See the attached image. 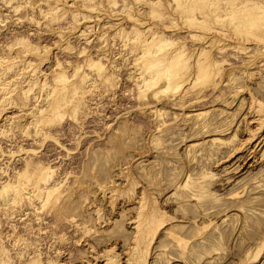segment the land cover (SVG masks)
Wrapping results in <instances>:
<instances>
[{
  "label": "rangeland",
  "instance_id": "obj_1",
  "mask_svg": "<svg viewBox=\"0 0 264 264\" xmlns=\"http://www.w3.org/2000/svg\"><path fill=\"white\" fill-rule=\"evenodd\" d=\"M74 1L0 0V56L17 55L22 45L15 41L21 35L40 48L10 61L0 59V190L16 170H24L30 154L33 163L52 167L51 180L61 181L49 203L35 199L15 208L0 206V245L9 250L10 264H29L33 256L40 264H103L105 254L114 253L125 262L134 245L136 197L143 189L173 217L155 233L147 264L264 262V248L258 259L247 260L264 241V106L257 105H264V33L252 25L233 30L229 24L243 18L240 11L232 18L222 8L217 12L221 18L212 11L205 17L203 2L187 12L176 0H160L157 12L149 15L151 1L159 0H116V6L94 0L93 9L82 6L86 0ZM258 1L250 5L256 2L252 7L257 8ZM48 4L59 7L56 21L42 12ZM11 5L21 7L14 11ZM252 11L257 15L260 10ZM134 28L146 32L142 38L156 32L175 39L173 49L185 48L190 80L176 90L166 86L164 77L158 87L140 93L134 62L141 48L132 39ZM202 49L207 53L199 56ZM88 56L104 63L108 81L86 62ZM212 59L223 62L208 66ZM25 60L45 75L27 100L23 88L34 81L28 70L20 78H4ZM57 60L63 64L59 69ZM8 62L14 65L10 70ZM78 65L89 75L85 83L72 76ZM200 65L209 67L204 77V69L197 73ZM60 69L85 91V103L75 111L73 99L53 122L47 121L53 115L45 114L37 134L27 102L35 94L44 98ZM65 95L70 100V93ZM8 100L19 105H7ZM188 180L202 181L200 200L183 187ZM171 232L187 243L185 250Z\"/></svg>",
  "mask_w": 264,
  "mask_h": 264
},
{
  "label": "bare ground",
  "instance_id": "obj_2",
  "mask_svg": "<svg viewBox=\"0 0 264 264\" xmlns=\"http://www.w3.org/2000/svg\"><path fill=\"white\" fill-rule=\"evenodd\" d=\"M5 1L8 4H12V0H5ZM45 1L47 3H50V1H54V3H56V4H58V2H59V0H45ZM254 1L257 2V0H183V1L182 0H176V4H178V7L182 6V8L185 11H187V12L188 11L193 12V10L196 8V6H198L197 3L203 2V3H205V6L209 10V11L208 10L202 11V14L205 17L209 16L211 11H212V12H214L213 14H215V16H214L215 18L216 17L217 18L218 17L221 18L223 15H221V13L218 14L217 12H218L219 9H222V8L229 9L230 12H228L227 14L228 15L230 14V17H232V18L234 16H236L235 15V14H237L236 12L240 11L242 13L238 12V14L242 15V17H243L242 19L239 18V20H237L238 17L237 18L234 17L232 19L234 22L231 20L232 22L230 23V21H229V23H230L229 25H231V27L233 26V30H236V31L237 30L239 31L241 29L245 30V29H247V26H249V27L254 26L255 27L254 29H256V28L259 29L260 28L262 33H264V3L262 2V0H261V2L258 1L259 5H257V8H255V7H252V6H254L256 4V2H255V4L252 3L254 5H250V3L254 2ZM93 2H94V0H86L84 3H81V4H82V6L85 9H93V8H95V5H96L95 2L94 3ZM111 2L114 4L113 6H116V4H117L116 0H113V1L111 0ZM247 4H249V5H247ZM98 5L100 6L101 4H98ZM161 5H162V3H161L160 0L159 1H151V4H150L151 7H150V10H149L150 11L149 15H152L151 14L152 12L155 14V12H157V9ZM246 6L250 7L252 15H250V12H248V10H249L248 8L249 7L247 8L248 9L247 10ZM11 7H13L14 11H19V8L21 6L20 5H18V6L11 5ZM47 7H48L47 10H44L42 12H45L46 15L47 14H51L53 16V18H54L52 20L56 21V19L58 18V16H56L57 10L59 8L58 5L53 7V6L48 4ZM182 8H181V10H182L181 12L183 13V9ZM253 8H254V11L255 10L259 11L260 10L259 12H257L258 13L257 15H256V12H255V14H253L254 13L252 11ZM41 9H40V11H41ZM243 10H244V12H243ZM121 11H123V10H121ZM119 12H120V10H119ZM243 13H245V15ZM82 14H83V12H82ZM232 14L234 16H231ZM130 16L134 17V15H131V14H130ZM187 16L189 17V19L191 17V21H193V18L196 20V18H195L196 16L195 17H192V15L191 16L187 15ZM45 17H47V16H45ZM135 19H136V21H139V22L141 21V20H139L137 18H135ZM234 19H236V20H234ZM202 20L204 21V19H202ZM223 21H224V19H223ZM200 22H202V21H200ZM224 24H226V23H224ZM92 27L90 26L89 28H92ZM234 27H236V28L234 29ZM249 27H248V29H249ZM252 28H250L251 31H252ZM87 29H88V27H87ZM146 29H148V28L146 27ZM144 32L145 31H143V30H141L139 28H137V29L134 28L133 31H132L133 35H131V36H133L132 39L134 41H137L136 44L137 43L140 44V48H141L140 52H138V56L135 58V62H134V65L137 67L135 69L137 73H136V76L134 75L135 76L134 77V81L136 82V86L140 90V93H141V91H143V94H145L147 91L155 89L160 84V80H162V78H164V77H165L164 79H166V86L167 87L174 86V88L176 90L180 89L182 87V85L186 81L190 80L191 68H192V65H191L190 60H189V56L187 57L186 53H185V48H184L185 44L184 45L183 44L180 45L181 47L184 46L183 50H181L180 48H177V47L175 49H173V46L176 43L175 39H170L169 37H165V36H163L161 34L159 35V33L157 34L156 32L152 33V35L150 37L142 38ZM216 32H218V30ZM223 32L225 34V30L224 31L221 30L219 33L223 34ZM83 33H85V31ZM238 33H240V32H238ZM222 34H221V36H222ZM251 34L256 36L255 32H252ZM14 35H16V33H14L13 36ZM13 36H11V37H13ZM192 36L193 35H191V37ZM257 38H259V37H257ZM7 39L10 40V38H7ZM260 41H261V39H259L258 43H260ZM262 42H264V40ZM11 43L13 44V42H11V40L9 41V43H7L8 44V49L10 51L12 50V44ZM15 43L16 44H21L22 45L21 46L22 50L21 49L18 50L17 51V55H15V56L12 53H9V54L8 53H3V55L0 56V59L2 61H10V60L14 59L15 57L19 56L21 53H27L31 49H34V51H36V50L38 51L40 49L38 46H34L33 43L30 41V39L28 37L22 36V35H21V37H18L16 39ZM126 43H127V41H126ZM248 43H249V41H248ZM114 44H115V42H114ZM170 47H172V50L169 49ZM257 47H258V45H257ZM44 49H47V48H44ZM84 51H85V49L81 50V53H83ZM206 53L207 52L202 49L200 54H199V56L204 55ZM214 58H215V60L217 59L216 57H214ZM94 60H93V58L91 56H88L87 59H86V62L87 63L91 62L90 66L93 65L92 66L93 68H95L97 66L98 67V69H97L98 70V75L100 77H102V80L108 81L110 79V77H109V72L107 71V67L104 66V63L103 64L101 63V60H99V61L98 60L94 61ZM215 60L212 59L211 61L208 62L209 64H207V65L208 66L212 65V64L213 65H220L221 61L219 60L220 61L219 62V61H215ZM222 60H225V59H222ZM68 62H69V60H68ZM197 64H199V62ZM56 65H57V67L59 69V67H61L63 64H62V62L60 60H57L56 61ZM88 65L89 64H87L85 66L89 67ZM207 65L206 66H204V65L198 66V72L197 73L202 72L203 69L205 70V71L203 70V72L201 73L202 77H204L205 76L204 73H206V71H208L209 67L207 68ZM13 66L14 65H12L11 63L8 62L7 63V70L12 69ZM83 67L84 66H81V65L76 66L74 75H72V76L79 77L80 81L85 83L86 81H88V79H89L88 76L89 75L86 72H85L86 74L82 73V72H84V70H82L81 73L79 72V70L82 69ZM205 67H206V69H205ZM27 70L29 72V76L31 77V79H34V81H32V83H30L31 85L27 89L23 88V90H24L23 91V96H25L24 98H26V100L29 97L30 92L33 90V86L37 84L38 77H39V80H43L45 78V77H43V78L40 79V77L44 74L43 71H41L40 69L38 71L37 67L34 66V63L32 61L25 60L24 66L22 68H19L17 71L16 70L15 71L12 70L13 72L11 74L9 72H6V75L8 73H9V75L4 77L5 80H7V78H10V77L11 78L13 77V79L15 77L16 78H20V76L24 75L25 74L24 72H26ZM55 71L58 72V70H55ZM41 73H43V74H41ZM201 74H198V77L200 75V78H201ZM43 76H45V75H43ZM198 77L196 76V78H198ZM2 79H0V80L2 81ZM47 79L48 80L50 79V78H48V75L46 77V80L43 81L42 86L47 84V81H48ZM70 79L71 78H69V76L66 74V71H64L63 69H60L59 72L57 74H55V78H54L55 85H53L49 89L47 95L43 98L41 93L40 94H35L31 98V100H29L27 102V105H29V107L27 108V111L33 117V120L31 121V123L34 125V127H35V129L37 131V134L41 133L40 130H42V129H40L39 126H40V123L43 121V117H44L45 114H52L53 115L52 118H49L47 121L51 120V122H53L55 117L56 118H60L59 114L61 116L63 115L62 114L63 112L61 110L62 107L64 105L68 104V102H71V101H73V99H76V98L77 99L75 101H73L74 102V107L73 108H75V111H77L80 107H83V105L85 103L83 93H85V91L79 90L80 86L77 84V82H72L71 83ZM164 79H163V81H164ZM197 80H199V78ZM4 82H6V81H4ZM4 82H3V84H4ZM49 82H51V81H49ZM11 86H13V85H11ZM164 91H166V89H164ZM173 91H175V90H173ZM67 92L70 93L72 99L69 96L70 97V100H69L68 96L65 95ZM158 93H159V91H158ZM158 93L156 92L155 95L157 96ZM5 95H8V93L5 94ZM143 97H146V96H143ZM42 101H44V103L46 102V104L45 105H40V102H42ZM5 104H7V103H5ZM14 104L15 105H19V103H15V101H13V100H8V104L7 105H13L15 107ZM257 105L259 106V108L264 106L263 103L260 102V101H258ZM75 111H74V113H76ZM262 118H263V116H262ZM5 120L6 121H10L11 117L7 116L5 118ZM56 120H58V119H56ZM258 122H260V121H258ZM26 127H28V126L26 125ZM0 134H2V133H0ZM45 136H48L47 132H45ZM30 155H31L30 157H32V154H30ZM29 158L25 161L24 170L23 171H17L16 170V173L14 174V176L12 178H10L8 181H6V183H4L2 185V188L0 190V197L2 198V203H0V206L4 207L5 209L10 208V207L11 208H15V207L23 206V204L25 205V201L26 200L30 201L31 203H34L35 199H37V200L41 201V203L42 202L49 203L50 200L53 197L54 192L59 188V183L61 181L58 183L57 181L51 180V178H52L51 174H53L52 172H54V170H52V167L43 165L40 162L33 163L31 158L30 159ZM34 159H36V158H34ZM39 160H41V158ZM30 167H32V168H30ZM183 187H187V188L190 189V190H188V192H191V194H192L191 196H193L192 198L198 199V200H200L202 198L203 192H200V191L197 190V188H199V190L201 189L202 181L192 182V184H191V182L188 180V181H186L185 184H183ZM134 188H132L133 190L132 189L131 190L135 192ZM113 190L115 192V189H113ZM120 195H122V194H120ZM120 195H119V197H120ZM136 199H137L136 203H137L138 212H137V215H135L134 217L131 218L132 223L134 224V229H135L134 245H133V247H131V250H130L131 252L128 255V258L126 259L125 262H123L120 259L121 255L119 257V255L115 254V253L114 254H105L104 259H103L104 260L103 264H147V257H148V254H149V248H150V245H151V242H152V240L154 238L155 233L158 231L159 228H163V226L166 225L167 222L170 221L173 218V217L168 216L165 213V210L162 211V207L160 206V204H158L157 199L156 198H151V196H150L149 192L147 191V189H143L142 196L138 195L136 197ZM43 205H45V204L43 203ZM87 230H85V231H87ZM170 236H172L180 244H182L184 250L186 249L187 243L185 244V242H183L184 243L183 244L182 243L183 240L181 238H179L174 232H171ZM0 243H1V240H0ZM114 247H116V246H114ZM263 248H264V241L262 242V244H260L257 247V249H256V251H255L253 256L251 255L252 253H250V255L247 254V255H249V257H247L248 258L247 259L248 262L250 263V261H254V260L258 259L259 258L258 256H260ZM107 253H109V252H107ZM126 253L128 254V250H127ZM33 258H34V256H33ZM38 258L35 257L33 260L31 259L30 263H32V264H40V259H38ZM10 259H11V257H10V254H9V250L7 248H5L4 246L2 247V245H0V264H10L12 262V260H10ZM48 264H52V262L49 261ZM92 264H99V262L95 261ZM253 264H254V262H253ZM261 264H264V262H261Z\"/></svg>",
  "mask_w": 264,
  "mask_h": 264
}]
</instances>
